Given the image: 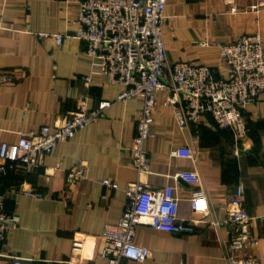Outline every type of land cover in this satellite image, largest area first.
Listing matches in <instances>:
<instances>
[{
  "label": "crops",
  "instance_id": "1",
  "mask_svg": "<svg viewBox=\"0 0 264 264\" xmlns=\"http://www.w3.org/2000/svg\"><path fill=\"white\" fill-rule=\"evenodd\" d=\"M79 1L0 0V72L12 76V81L0 83V142H15L20 133L44 124L58 125L76 109L81 94H87L89 108L105 106L98 120L58 142L38 168L18 165L0 177L4 208L18 218L0 243V264H6L7 255L26 258L25 264H69L76 237L83 240L85 262L106 264L97 253L98 236L106 224L118 222L126 185L137 178L131 145L141 99L118 100L119 86L98 72L80 40L64 37L57 44L52 37L73 28ZM256 2H261L256 10L249 8ZM164 14L168 59L204 63L217 77L228 76L221 43L255 31L264 41V0H167ZM86 76L92 79L88 88ZM165 98L166 92L158 93L153 135L145 143L152 173L143 179L155 186H176L178 216L192 219L193 231L140 225L133 241L148 247L150 256L124 259L122 264H230V227L221 221L239 184L256 242L238 254L253 255L264 264V92L240 107L249 128L242 140L219 128L208 112L197 127H180ZM184 144L194 150L195 161L169 154L171 147ZM78 162L85 164L86 175L69 190L65 172ZM181 170H196L201 176L206 212L192 210L188 198L200 187L174 179ZM104 178L113 179L117 187L104 186Z\"/></svg>",
  "mask_w": 264,
  "mask_h": 264
},
{
  "label": "built area",
  "instance_id": "2",
  "mask_svg": "<svg viewBox=\"0 0 264 264\" xmlns=\"http://www.w3.org/2000/svg\"><path fill=\"white\" fill-rule=\"evenodd\" d=\"M167 0H80L73 28L53 34L57 44L64 37L80 40L83 54L110 83L119 86L118 100L141 99L131 145V166L137 174L135 181L126 185L127 200L115 224H106L98 236V255L106 264H122L124 259L143 261L150 249L133 241L140 225H149L160 231L190 233L193 222L178 216L180 198L174 184L155 186L143 177L152 173L146 141L153 135L151 124L157 107V95L166 92L165 105L169 107L180 127L200 124L208 112L216 125L229 130L235 140L244 139L249 132L240 107L256 100L264 92V41L258 31L240 35L221 43L220 57L227 66V77L212 75L210 67L192 60L170 61L167 57L163 24ZM256 2L249 8L256 10ZM236 11L235 7L230 9ZM12 81L9 73L0 72V83ZM86 88L90 76L84 77ZM105 106L89 108L87 94H81L76 109L65 115L54 127L41 125L37 130L20 133L15 142H0V177L18 165L38 168L44 156L52 153L58 142L73 137L76 131L98 120ZM171 156L195 161V152L188 144L169 149ZM85 164L78 162L65 172L69 190L85 177ZM181 178L200 187L188 198L192 210L206 212L208 203L202 189L201 176L196 170H181L174 179ZM102 184L116 188L111 178ZM29 196L40 193L23 190ZM106 197V196H104ZM226 216L221 221L229 225L228 256L230 264H260L253 255L238 252L250 243V217L244 207L243 185L239 184L228 200ZM219 223V222H217ZM18 224L15 214L4 208L0 194V243ZM82 238L72 240L69 264H88L80 253ZM26 258L7 255L6 264H25Z\"/></svg>",
  "mask_w": 264,
  "mask_h": 264
},
{
  "label": "water",
  "instance_id": "3",
  "mask_svg": "<svg viewBox=\"0 0 264 264\" xmlns=\"http://www.w3.org/2000/svg\"><path fill=\"white\" fill-rule=\"evenodd\" d=\"M212 75H213V77H214V78H216V77H217V76H215V75L213 74V72H212Z\"/></svg>",
  "mask_w": 264,
  "mask_h": 264
},
{
  "label": "rangeland",
  "instance_id": "4",
  "mask_svg": "<svg viewBox=\"0 0 264 264\" xmlns=\"http://www.w3.org/2000/svg\"><path fill=\"white\" fill-rule=\"evenodd\" d=\"M261 3H259V5H260ZM252 10H254V9H252Z\"/></svg>",
  "mask_w": 264,
  "mask_h": 264
},
{
  "label": "trees",
  "instance_id": "5",
  "mask_svg": "<svg viewBox=\"0 0 264 264\" xmlns=\"http://www.w3.org/2000/svg\"><path fill=\"white\" fill-rule=\"evenodd\" d=\"M8 172H9V171H8ZM8 172H7V173H8Z\"/></svg>",
  "mask_w": 264,
  "mask_h": 264
}]
</instances>
